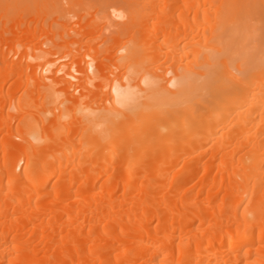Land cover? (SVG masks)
Masks as SVG:
<instances>
[{
    "label": "bare ground",
    "instance_id": "1",
    "mask_svg": "<svg viewBox=\"0 0 264 264\" xmlns=\"http://www.w3.org/2000/svg\"><path fill=\"white\" fill-rule=\"evenodd\" d=\"M0 264H264V0H0Z\"/></svg>",
    "mask_w": 264,
    "mask_h": 264
},
{
    "label": "rangeland",
    "instance_id": "2",
    "mask_svg": "<svg viewBox=\"0 0 264 264\" xmlns=\"http://www.w3.org/2000/svg\"><path fill=\"white\" fill-rule=\"evenodd\" d=\"M68 59L66 58V60H64V61H67Z\"/></svg>",
    "mask_w": 264,
    "mask_h": 264
}]
</instances>
